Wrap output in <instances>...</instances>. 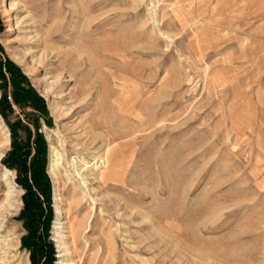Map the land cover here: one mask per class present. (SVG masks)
Here are the masks:
<instances>
[{"label":"rangeland","instance_id":"rangeland-1","mask_svg":"<svg viewBox=\"0 0 264 264\" xmlns=\"http://www.w3.org/2000/svg\"><path fill=\"white\" fill-rule=\"evenodd\" d=\"M0 59L43 101L5 75L46 147L50 264H264V0H4ZM4 132L0 264H32Z\"/></svg>","mask_w":264,"mask_h":264},{"label":"trees","instance_id":"trees-1","mask_svg":"<svg viewBox=\"0 0 264 264\" xmlns=\"http://www.w3.org/2000/svg\"><path fill=\"white\" fill-rule=\"evenodd\" d=\"M5 75L9 76L8 80L12 87L10 97L13 105L20 109L26 107L35 109L37 104H42L43 101L28 85L18 68L10 62L3 63L0 59V89L3 92L0 99V115L8 124L12 137L11 150L4 158L3 165L16 171L18 184L25 191L22 218L27 234L22 239V246L30 251L32 264H50L52 249L46 243L44 235L49 217L43 215L42 209V199L46 200L50 191L49 180L44 169L46 147L37 129L32 146L30 144V131L21 126L19 122L9 123L8 117L11 114V109L6 95L7 81ZM20 128L27 134L25 143L19 141L18 132ZM33 151L34 156L29 160Z\"/></svg>","mask_w":264,"mask_h":264},{"label":"bare ground","instance_id":"bare-ground-1","mask_svg":"<svg viewBox=\"0 0 264 264\" xmlns=\"http://www.w3.org/2000/svg\"><path fill=\"white\" fill-rule=\"evenodd\" d=\"M3 6H4V0H0V7H3ZM3 131H4V129H3ZM4 134H5V132H4ZM108 141H109V139H108ZM8 142L9 141L7 139V135L5 134L4 141H2L0 143V159L3 156V151L7 147ZM112 156L113 155H111V152L110 151H107L104 156H102L101 158H99V163H100L99 164L100 168H99V171H98L99 178H104L106 174L108 175V174H111L112 172L115 173V174L118 171L122 173L123 168L121 167V165L120 164L114 165L113 162L110 161L112 159ZM53 159H54V153L51 150L50 151V164H49L48 171L49 170L52 171V168H53ZM5 173H9V172L5 171ZM7 187H6L7 188V192L5 193L2 202H0V231H1V229H4V227H5L6 223H7V216L10 213V211L13 210V206H12L11 200H12V197H13L14 190H13V188L11 186H8L7 185ZM62 225H63V223H61L59 221L56 224V226H58V228H55V230H58V229L59 230H62L63 229L61 227ZM56 237L59 238V239H64L66 237L65 236V232L58 231L56 233ZM1 242L2 241L0 240V251H1ZM11 243H12L11 240L10 241H7V243H6L5 246L11 248L12 247Z\"/></svg>","mask_w":264,"mask_h":264}]
</instances>
